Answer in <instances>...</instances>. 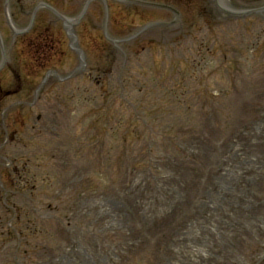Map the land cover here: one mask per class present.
<instances>
[{
    "label": "rangeland",
    "instance_id": "1",
    "mask_svg": "<svg viewBox=\"0 0 264 264\" xmlns=\"http://www.w3.org/2000/svg\"><path fill=\"white\" fill-rule=\"evenodd\" d=\"M87 1L0 0V264H264V0Z\"/></svg>",
    "mask_w": 264,
    "mask_h": 264
}]
</instances>
